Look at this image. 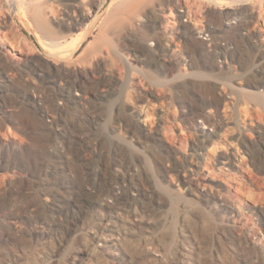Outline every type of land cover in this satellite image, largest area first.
Wrapping results in <instances>:
<instances>
[{
  "label": "rangeland",
  "instance_id": "obj_1",
  "mask_svg": "<svg viewBox=\"0 0 264 264\" xmlns=\"http://www.w3.org/2000/svg\"><path fill=\"white\" fill-rule=\"evenodd\" d=\"M34 1L46 9L51 36L36 27ZM114 1L0 0V32L16 45L0 41V71L13 79L0 87L5 109L0 110V264H264V0L237 3L230 11L222 10L230 5L183 0L195 14L182 33L151 26L163 0L139 11L138 18L126 13L133 26L109 24L112 11L106 8ZM175 1L168 7L175 10ZM236 11L247 18L248 31L241 35L236 25L222 32L217 37L221 51L198 33L203 27H221L227 12ZM35 33L44 39L86 37L74 55L59 57L42 49ZM157 42L167 44L168 52L161 53ZM97 61L110 74L98 69ZM54 64L60 78L74 77L75 66L82 65L92 67L102 81L82 105L90 119L65 113L91 145L88 167L66 162L70 181L88 192L104 179L116 182L132 174L151 194L148 211L117 209L124 219L118 218L121 234L112 248L101 246L88 231L100 213L117 212L98 204L87 208L85 224L75 226L62 215L66 226L58 233H47L46 242L38 234L44 205L70 194L63 186L44 189L51 150L64 139L46 126L41 110L55 111L61 102L57 97L63 81L46 79ZM103 87L113 95L96 104L94 93ZM143 107L151 129L165 132L171 147L183 142L179 157L193 153L201 169L212 172L209 187L187 189L182 172L169 169V154L157 142L129 132L127 125ZM206 114L221 129L214 136L208 125L213 139L199 153L193 147L201 139ZM233 154L236 166H218L221 157ZM117 163L124 164L122 170ZM230 187H237L238 194L229 193ZM97 198L112 200L110 192ZM134 221L135 230L125 231L122 225Z\"/></svg>",
  "mask_w": 264,
  "mask_h": 264
},
{
  "label": "bare ground",
  "instance_id": "obj_2",
  "mask_svg": "<svg viewBox=\"0 0 264 264\" xmlns=\"http://www.w3.org/2000/svg\"><path fill=\"white\" fill-rule=\"evenodd\" d=\"M154 1L155 0H119V1L117 0V2L114 1L110 3L109 6L106 8L107 11L109 12L110 10L112 11L109 13L110 16L107 15L111 17L110 18L111 23L109 22V24H113L117 27H121V26L123 27L127 23H129L128 25H132V22L130 24L129 20L134 18V16L135 18H138L136 16L139 13V11H141L145 7L151 6L152 4H154L153 3ZM205 1L206 4H209L210 6L230 5V7L222 9L225 11H230V8L233 5L241 2H246L248 0H205ZM170 2L171 0H163V4L160 5L158 8L159 12L157 14L155 13L156 15H154V18L152 19V23L150 24L154 29H156L157 27H160L161 29L168 28L172 32L182 33L183 32L182 28L185 27L186 24H188L187 22L189 20L190 22L192 21L191 19L194 18L195 12L192 11L183 0L175 1L176 11L173 10V7L172 8L168 7ZM32 3H33L32 5L33 9L35 11V14L33 15L35 16V20H36V24H37L36 27L40 29V31L45 33L43 34V36L44 35L45 37L51 36L53 34V30L51 29L50 24L48 23L47 18L45 16L44 12L46 9L43 10L41 4L40 5L37 4V1H34ZM22 5L23 6L21 7H24L25 4ZM174 11L177 14H175ZM130 12L131 14H133V17L131 16L132 18L130 19L125 18L124 15ZM143 12L141 11L140 13L143 14ZM142 14L141 16H143ZM242 14H243L242 12L239 13L237 11L234 13L227 12L225 18L222 17L224 18L223 19L224 21L221 27L210 26V27H203L200 30H198L195 27L196 28L195 30L196 31L198 30V33L206 36L204 40L208 41L211 44L212 43L217 44L219 51H221V48L223 49V44L220 40L217 39V37H220L222 32L231 29L236 25L237 26L239 25V33L241 35H246L248 29L246 24L244 23L245 22L244 20H246L247 18L244 19L243 17L244 15ZM145 15L146 16H143L145 20H147L148 18L150 19V17L147 14ZM109 17H107L108 21H109ZM139 19H141V17H139ZM1 22H0V27L2 25ZM150 24L148 25L150 26ZM0 34L4 36L3 38L0 37V41H2V43L7 42L10 44L12 48L16 46L13 45V42H11L6 35L2 34L1 32ZM42 37L38 33H35L34 38L35 40H37L38 44L42 49L55 56L67 57L74 55L79 50L86 35L71 40L44 39ZM261 40L264 42V35H261ZM157 45L160 46L161 53L165 54L168 52L169 47H167L168 46L167 44L158 43ZM146 49L147 47L142 48V50H146ZM262 58L264 59L263 56ZM103 63L104 62L99 61L96 64L98 69L107 70V72H109L105 64ZM49 69L50 70L48 76H46V79H48L49 82L55 83L58 82L59 79L63 81L61 82L62 85L61 90L59 96L57 97L60 99L61 102L59 101L60 103L59 105L56 106L55 111H49L44 109L41 110L44 114L43 116L45 117V120L47 121L46 126L53 131L56 138L58 139L64 138V139L62 143L55 145L56 147H54L51 150L50 156L46 164V178L43 179L44 182H46L44 189L48 190L51 187L57 188L59 186H63L65 189H69L68 191H70L69 192L70 194L63 195L62 197H59L58 200L48 201L44 205L43 208L44 212L43 214H41L42 217L39 220V222L41 223V227L43 228L40 229L42 231L38 230V234L40 233V238H41L39 239L41 241L43 240L44 242H46V240L44 239H46L47 233H52V234L58 233L63 228V226H66L64 223L65 217H63L62 215H65L67 217L68 222L69 223L72 222L73 225L75 226H78L80 224H85V214L87 212V208L92 204L106 206L109 209H113L114 211H117V209H119L120 206H122L125 209L128 207L132 208L133 206L134 207L138 206L141 207L144 211H148L151 207V202H150L151 194L144 189L143 185H141V183H139V181L132 174L122 176L116 182L104 179V182L98 183V188L88 189L89 193L84 188L76 187L75 184L70 181V177H68L67 171H65L66 162L72 159L79 166L88 167L86 162V158L88 157L87 146L90 147L91 145L87 141V139L82 135V133L78 132L75 128H73L74 126L71 127V124H69L66 119L65 113L67 112L73 113L75 115H78L84 120L90 119L91 115L89 113H85L82 111V105L84 104V102H87L88 99L91 97V96L89 97V94L95 88L94 86L96 85L98 86L102 84V81L98 76L99 75L98 72L95 71L92 67L76 65L74 77L63 76L62 78H60L59 74L57 73L58 69L55 68V64L51 65ZM38 74L41 76L45 75L43 74L42 71H38ZM261 75L262 78L264 79V67L261 69ZM12 80L13 79L9 75V73L0 71V87L2 88L7 87L10 83H12ZM110 89H104L103 87V89H101L102 91L100 90L98 93H94L97 96L96 100L94 99L95 103L97 104V101H103V99L110 100L111 96L113 95ZM144 107L140 111L138 109V113L139 112L140 113L135 117L134 121L131 124L127 125V129L129 130V132H131L132 135L134 136L142 134V136L143 135L147 136L153 139L155 142H157L163 148V150H165L169 154L170 157L169 160H171L172 162V164H170L171 166L169 169L171 170L174 169L182 172L183 174L182 182L187 189L197 190L199 192L205 190L206 187H209V185L214 181V177L211 175L212 172H210L209 170L201 169L200 161L195 157L193 153L186 155L182 154L183 156L179 157V155L181 154L180 152L182 150L181 146L183 147L184 145L183 142L180 141L181 142L180 146H178L177 144L178 147L175 148L171 147V145L168 144L167 136L165 135V132L162 133L160 129H156L155 131H153L150 127L151 117L145 113L146 111L144 112ZM0 110L2 112H5V109H3L1 101H0ZM204 114L205 113H203V115ZM216 123L217 121H214L213 118L207 116V114L205 115L204 126L201 129L202 130L201 139L200 141L198 140V142H196L193 147L195 151L197 152L203 150L207 151L206 145L213 139L212 138L213 136L206 130L208 128V125L214 128L213 135L219 136V131H220L219 129H221V126L217 125ZM78 126L81 127L80 125ZM206 159L207 158H205V160ZM236 159L237 158H235L234 154L231 157L230 156L221 157L218 160V166L219 165L236 166L235 163ZM123 167H124L123 163L116 164L117 170H122ZM167 171L169 172L168 169ZM92 176L94 180L96 181L99 180L100 176L97 172H93ZM229 191H230L229 193H232V195L238 194L237 187H230ZM102 192H110L112 200L109 202L99 201L97 198V194ZM197 196L199 195L197 194ZM46 198H47L46 200H48V196ZM119 213L120 211H117L116 213L108 212V214L100 213V215L94 217L90 223V228L88 229V231L90 232V234H92L94 237L97 238L98 240L97 242L101 246H104V248H112L117 244L116 241L119 239L118 235L121 234L120 233L121 226L119 228L120 223L118 222L119 221L118 218H120V220L122 221L124 219L121 218ZM137 225H138L137 221L136 222L134 221L131 223V226L122 225V227H124L125 231H133L135 230V227Z\"/></svg>",
  "mask_w": 264,
  "mask_h": 264
}]
</instances>
